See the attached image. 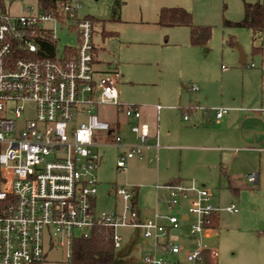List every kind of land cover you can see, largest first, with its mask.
Wrapping results in <instances>:
<instances>
[{
	"label": "built area",
	"instance_id": "obj_1",
	"mask_svg": "<svg viewBox=\"0 0 264 264\" xmlns=\"http://www.w3.org/2000/svg\"><path fill=\"white\" fill-rule=\"evenodd\" d=\"M14 1L0 0V264H39L52 245L66 247L71 257L74 240L94 226L113 228L115 246L123 239L118 228H141L152 247L144 255L145 264H186L172 258L182 248L171 231L185 220L190 236L212 237L214 217L220 210L237 212V205L215 206L205 186L158 183L157 191L166 192V213L142 217L136 187L115 186L121 208L97 214L95 172L102 159L97 147L121 148L117 167L125 169L129 160L144 159L151 148L150 125L140 104L119 99V74L96 69L94 21L78 15L83 0H64L49 10L39 4L34 12L27 7V14H13ZM48 22L75 24L78 46L66 47L59 57L57 37ZM46 44L54 47L53 55H43ZM107 103L129 121L134 142H127L116 126L99 117L97 107ZM193 108L203 107L188 110ZM229 109L214 107L216 120ZM29 111L31 116L25 117ZM189 111H184L185 120ZM248 178L258 183L257 172ZM184 201L188 213H173ZM211 244L201 243L187 254V261L197 263L204 249L216 259L218 251Z\"/></svg>",
	"mask_w": 264,
	"mask_h": 264
},
{
	"label": "rangeland",
	"instance_id": "obj_2",
	"mask_svg": "<svg viewBox=\"0 0 264 264\" xmlns=\"http://www.w3.org/2000/svg\"><path fill=\"white\" fill-rule=\"evenodd\" d=\"M246 2L264 3V0H83L78 15L94 21V42L99 49L96 68L119 72V99L147 104L142 106V112L153 121V129L148 121L151 132L157 127V111L152 104L161 103L164 107L159 122L160 148L148 150L144 159H131L125 169H120L117 167L119 148L114 145L99 148L102 159L95 172L100 180L94 205L97 214L120 208L119 198L113 192L115 186L138 188L141 215L153 214L158 194L156 185L167 178L171 180L182 176L186 181L203 186L191 175L200 172L207 158L200 152L183 147L186 142L183 128L191 118L184 120L179 106L201 96L202 90L196 91L191 87L195 84L202 87V79L209 80V88L218 95L222 74L233 66L230 53L239 56V48L246 53L247 62L254 60L259 63L261 57L252 56V52L255 46L264 45V32L234 24L244 18ZM27 7H32L30 12H34L39 7V0H15L10 5V11L27 14ZM172 7L189 11L194 26L209 28V40L194 43L191 26L160 23L163 9ZM46 25L54 29L59 57L66 47L78 46L79 35L75 24L48 22ZM112 32H116L117 36H112ZM223 66L227 70H223ZM115 111L116 107L111 103L99 105L96 109L102 120L110 122L116 118ZM30 116V111L25 114V117ZM120 119L124 123V115L121 114ZM125 131L123 135L128 142L132 137ZM98 134L104 136L103 132ZM248 160L238 177V193L232 192L224 178L218 185L206 187L216 206L223 207L234 202L238 207L234 213L225 210L218 213V237L210 245L218 250L217 264H264V157L253 152ZM261 165L260 181L251 182L249 173L259 172ZM173 213L187 214L188 206ZM190 218L192 221V216ZM181 221V227L170 234L182 251L172 258L196 264L187 261V254L195 252L202 240L199 235L190 236L185 220ZM118 232L123 239L119 246H115L116 263L145 264L144 255L152 247L143 236L142 229L120 227ZM68 252L66 247L52 245L47 249L45 260L39 264H70Z\"/></svg>",
	"mask_w": 264,
	"mask_h": 264
},
{
	"label": "crops",
	"instance_id": "obj_3",
	"mask_svg": "<svg viewBox=\"0 0 264 264\" xmlns=\"http://www.w3.org/2000/svg\"><path fill=\"white\" fill-rule=\"evenodd\" d=\"M111 35L117 36L116 32H112ZM103 40H105L104 37ZM256 47L260 49L257 52L253 49L252 56L259 55L261 57L259 63H256L254 60L247 62L246 55V62L245 64H242L240 63V54L238 56L235 53H230L233 66L229 71H225L222 74L220 78L222 87L218 95L209 88L210 81L207 79H202V87L198 85L199 88L196 90H202L201 96L195 101L189 100V102H183L181 106H179L183 118L184 111H189L188 108L196 105L203 107L193 108L189 111L191 120L189 121V118L188 124H186L183 128L184 140H186V142L182 145L187 149L200 152L203 156H205V158H207V160H205L206 162L201 165V168L199 169L200 172L191 175L192 179H195L197 183H202V185L205 187L211 188L216 186L218 183H221L220 179L224 178L228 182V187L231 188L232 192L235 194L238 193V177L241 174V169L245 168L249 163V154L254 152L259 154L261 158L264 157V70H253L245 67L250 66L249 64L254 62L256 63L255 67L264 68V45L262 44L261 46H255V48ZM98 50L99 49L96 46V63L99 62L97 57ZM97 70L100 73L119 74L118 71ZM223 70H227V68L223 66ZM238 81H240L239 86ZM152 105L157 111V127L155 128V131L152 130L151 132V136L148 140L151 148L148 150H152L154 148L158 150L160 145L158 148H156L155 145L157 142L159 143L160 113L164 107L161 103ZM158 105H161L162 107L159 109L157 107ZM142 106H147V104H141V107ZM214 107H229L230 109L224 117L217 121L215 117V111L213 110ZM120 116L121 114L116 112V118L111 123L117 127L122 135L124 130H126L125 132L129 134L130 137H132V139L128 142H134L135 136L131 133L129 121L124 116V123H122ZM143 119L146 122L149 121L152 123L153 129V121L151 118H149V116H147V114L143 113ZM157 134L159 136L158 140L156 138ZM123 136L125 137V135ZM106 137V135L103 136L104 139ZM152 141L154 142L152 143ZM102 146L108 145L101 144L97 147V150L99 151V148ZM169 147L171 146L169 145ZM120 151L121 148L118 149L117 159ZM262 170L263 165L260 166V171H257L259 177L258 182L260 181ZM208 172H210V176H208ZM178 182L186 185L193 184L190 181H186V178H183L182 176L171 180L167 178L164 182L159 183L168 184ZM136 189L138 206V188L136 187ZM165 193V190L158 192L156 197V207L153 214L156 211L161 213L167 212L164 202ZM212 202L213 204L216 203L214 202L213 197ZM118 203L119 207L121 208L120 198ZM185 206H187L186 201L183 202L179 209ZM120 208H115L114 210H119ZM153 214H143L141 216L147 217ZM163 220L166 221V219ZM217 225L218 226L216 229L220 227L219 216ZM217 237L218 236L216 233V238Z\"/></svg>",
	"mask_w": 264,
	"mask_h": 264
},
{
	"label": "trees",
	"instance_id": "obj_4",
	"mask_svg": "<svg viewBox=\"0 0 264 264\" xmlns=\"http://www.w3.org/2000/svg\"><path fill=\"white\" fill-rule=\"evenodd\" d=\"M64 0H39L44 10L57 9ZM160 23L167 25L191 26V39L194 43H206L210 38V29L194 26L192 15L181 7L164 8L161 13ZM238 26L250 27L255 32L264 31V3H245L244 18L234 22ZM54 47L46 44L43 55H53ZM260 48H254L258 51ZM214 227L218 225V216L214 217ZM70 264H117L113 228L94 226L86 236L77 237L72 245ZM196 264H217L211 256L210 249H204L201 259Z\"/></svg>",
	"mask_w": 264,
	"mask_h": 264
},
{
	"label": "water",
	"instance_id": "obj_5",
	"mask_svg": "<svg viewBox=\"0 0 264 264\" xmlns=\"http://www.w3.org/2000/svg\"><path fill=\"white\" fill-rule=\"evenodd\" d=\"M239 50H240V63L245 64L246 53L244 52V50L242 48H239ZM215 240H216V235H214L212 237H203L202 238V244L206 246V245L213 243Z\"/></svg>",
	"mask_w": 264,
	"mask_h": 264
}]
</instances>
